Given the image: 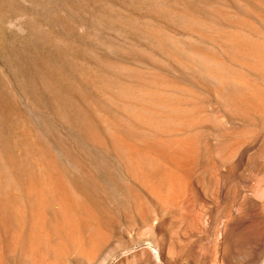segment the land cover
<instances>
[{
	"label": "rangeland",
	"instance_id": "obj_1",
	"mask_svg": "<svg viewBox=\"0 0 264 264\" xmlns=\"http://www.w3.org/2000/svg\"><path fill=\"white\" fill-rule=\"evenodd\" d=\"M104 259L264 264V0H0V264Z\"/></svg>",
	"mask_w": 264,
	"mask_h": 264
},
{
	"label": "bare ground",
	"instance_id": "obj_2",
	"mask_svg": "<svg viewBox=\"0 0 264 264\" xmlns=\"http://www.w3.org/2000/svg\"><path fill=\"white\" fill-rule=\"evenodd\" d=\"M217 78V77H216ZM263 92V91H262ZM142 173H143V171H142ZM176 192V191H175ZM101 225V224H100ZM78 252V251H77ZM90 253V252H89ZM85 256V255H84ZM97 256V250L94 252V251H92L91 252V254L89 255L88 254V257H89V260H93V258H95ZM105 263V259L102 261V263L101 264H104ZM57 264V263H56Z\"/></svg>",
	"mask_w": 264,
	"mask_h": 264
}]
</instances>
